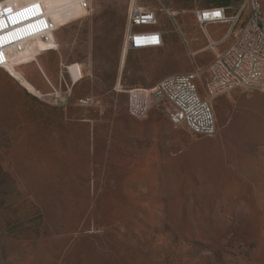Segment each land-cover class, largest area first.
Wrapping results in <instances>:
<instances>
[{
    "label": "rangeland",
    "instance_id": "rangeland-1",
    "mask_svg": "<svg viewBox=\"0 0 264 264\" xmlns=\"http://www.w3.org/2000/svg\"><path fill=\"white\" fill-rule=\"evenodd\" d=\"M245 3L137 0L158 13L165 42L130 49L123 67L132 0H92L54 30L55 49L11 52L0 68V264H264V91L213 99L211 137L175 131L158 105L142 120L127 111L126 89L196 69L209 98L215 50L196 11ZM226 28L208 26L215 39ZM86 95L101 104L80 106Z\"/></svg>",
    "mask_w": 264,
    "mask_h": 264
},
{
    "label": "built area",
    "instance_id": "built-area-1",
    "mask_svg": "<svg viewBox=\"0 0 264 264\" xmlns=\"http://www.w3.org/2000/svg\"><path fill=\"white\" fill-rule=\"evenodd\" d=\"M91 2L79 0L81 8L86 10L91 8ZM263 3L264 0H247L232 15L226 6H209L196 11L197 20L207 33L212 49L229 41L209 65L210 77L206 84L209 98L200 94L198 83L202 70L173 73L159 79L152 87L126 89L129 115L145 119L158 105L163 107L175 128H185L200 136H214L218 124L213 99L236 88L264 91V23L256 20V11H261ZM159 24L155 10L130 6L123 52L162 46L165 35ZM209 24L227 25L220 42L211 39L207 31ZM52 30V20L39 3L0 0V68L8 69L11 49L23 51L26 42L36 37L48 41ZM117 89L123 90L121 84ZM78 104L97 107L101 102L93 95H86L78 99Z\"/></svg>",
    "mask_w": 264,
    "mask_h": 264
},
{
    "label": "bare ground",
    "instance_id": "bare-ground-1",
    "mask_svg": "<svg viewBox=\"0 0 264 264\" xmlns=\"http://www.w3.org/2000/svg\"><path fill=\"white\" fill-rule=\"evenodd\" d=\"M16 1H18V3H25L29 1H35L39 3L41 8L45 10L49 15V17L51 18L53 25V30L52 32H50V36H49L50 40L46 41L40 37L32 38L26 42L25 49L23 51L27 50L28 47H30L32 51L47 50L44 48L45 46H47L48 50L55 49L54 43H57V38L54 30L60 27L61 24L69 20H72L76 17H79L83 13L82 8L79 4V0H16ZM136 1L137 0H132L131 6L136 5ZM256 20H261V22L264 23L263 8L261 9V11H256ZM41 40L44 42H42ZM38 43H40L43 49H41V47H38ZM11 52H21V51H15L11 49L10 60H11ZM124 53L122 54L121 67H123L127 59V52ZM67 67L72 77L75 80H79L80 78L83 77L82 71L80 69L81 67L79 64L76 63L69 65Z\"/></svg>",
    "mask_w": 264,
    "mask_h": 264
},
{
    "label": "crops",
    "instance_id": "crops-1",
    "mask_svg": "<svg viewBox=\"0 0 264 264\" xmlns=\"http://www.w3.org/2000/svg\"><path fill=\"white\" fill-rule=\"evenodd\" d=\"M210 25H213V24H209L208 26H210ZM221 25V24H220ZM223 25H225V24H223ZM208 26H207V31H208V34L210 35V37H211V39L212 40H214V41H217V42H220L221 41V39H222V37L221 38H217V39H215L211 34H210V32H209V30H208ZM202 28V27H201ZM202 31H204L203 29H202ZM205 34H207L206 32H204ZM208 36V35H207ZM208 39H209V37H208ZM209 42H210V40H209ZM225 45V46H221V45ZM228 44H229V41H226V42H222L221 44H219L218 45V47L215 49V57H216V54L218 53V52H220V51H222V50H224L227 46H228ZM124 53V52H123ZM128 53V52H127ZM125 54V53H124ZM215 57H214V59H215ZM213 59V60H214ZM212 60V61H213ZM212 63V62H211ZM120 82V81H119ZM118 84H120V83H118ZM234 91V90H233ZM237 93H235V92H232L230 95H229V97L228 98H231L232 100L234 99V98H236L237 97ZM151 112V111H150ZM150 112H149V114H150ZM149 116V115H148ZM173 126V125H172ZM173 128H174V130L175 131H177V130H179V129H183V130H186V131H188L187 129H185V128H175L174 126H173ZM178 133H176V132H174V135H177Z\"/></svg>",
    "mask_w": 264,
    "mask_h": 264
},
{
    "label": "trees",
    "instance_id": "trees-1",
    "mask_svg": "<svg viewBox=\"0 0 264 264\" xmlns=\"http://www.w3.org/2000/svg\"><path fill=\"white\" fill-rule=\"evenodd\" d=\"M218 4H223V2H220V3H218Z\"/></svg>",
    "mask_w": 264,
    "mask_h": 264
},
{
    "label": "snow or ice",
    "instance_id": "snow-or-ice-1",
    "mask_svg": "<svg viewBox=\"0 0 264 264\" xmlns=\"http://www.w3.org/2000/svg\"><path fill=\"white\" fill-rule=\"evenodd\" d=\"M217 15H219V13H217Z\"/></svg>",
    "mask_w": 264,
    "mask_h": 264
}]
</instances>
